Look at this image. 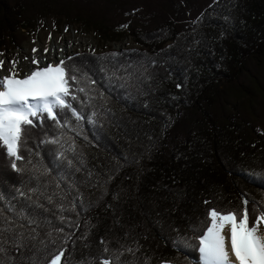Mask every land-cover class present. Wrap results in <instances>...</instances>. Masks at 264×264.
I'll return each mask as SVG.
<instances>
[{
    "label": "trees",
    "instance_id": "obj_1",
    "mask_svg": "<svg viewBox=\"0 0 264 264\" xmlns=\"http://www.w3.org/2000/svg\"><path fill=\"white\" fill-rule=\"evenodd\" d=\"M125 1L0 0V50L48 18L139 46L67 57L85 118L37 124L20 171L0 147V219L23 237L9 253L21 264L59 251L61 264H196L210 209L264 204V0L153 26Z\"/></svg>",
    "mask_w": 264,
    "mask_h": 264
},
{
    "label": "snow or ice",
    "instance_id": "obj_2",
    "mask_svg": "<svg viewBox=\"0 0 264 264\" xmlns=\"http://www.w3.org/2000/svg\"><path fill=\"white\" fill-rule=\"evenodd\" d=\"M32 51L35 53L38 50ZM9 63L8 75L0 72V147L12 158L11 167L20 171L15 161L24 159L22 153L28 151V137L37 124L42 126L45 120H50L57 127H63L68 123L64 119L68 113L77 120L85 118L74 107L80 99L77 92H84L85 89L73 90L74 85L79 83L77 69L65 60L41 67V61L33 57L31 64L36 67L22 77L16 70L18 62L13 60ZM3 65L0 60V68ZM45 142L60 143L58 138ZM252 203L256 204L255 201ZM243 204L242 210L213 208L208 211L205 227L197 237L199 256L196 264H264V231H261L264 228V204L260 205V211L257 207L249 210L248 199ZM5 223L7 227L3 226ZM22 239L10 222L0 219V264H21L9 253L11 249L19 252L25 247ZM49 255L52 258L48 260L46 257L45 264H61L64 252ZM103 264H109V261L104 260Z\"/></svg>",
    "mask_w": 264,
    "mask_h": 264
},
{
    "label": "rangeland",
    "instance_id": "obj_3",
    "mask_svg": "<svg viewBox=\"0 0 264 264\" xmlns=\"http://www.w3.org/2000/svg\"><path fill=\"white\" fill-rule=\"evenodd\" d=\"M124 1V0H123ZM212 0H126L125 9L130 10L132 16L137 15L145 18L146 23L153 26L155 22L162 20L163 16H170L179 23H186L194 19ZM67 29V30H66ZM24 40L17 48L9 50H0V60L6 63L8 55L17 58V54L24 47L29 50L35 49L38 45L52 46L54 44H62L66 40H85L80 50L70 54L79 52H104L107 50L123 51L128 48H139L133 42L128 32L120 41H109L102 34L83 29L79 25L68 27L63 19L48 18L45 21L37 23L36 27L31 30H24ZM66 56L63 60H65ZM21 76L25 73V68L17 69ZM263 110V108H261ZM264 231V228L261 229Z\"/></svg>",
    "mask_w": 264,
    "mask_h": 264
},
{
    "label": "bare ground",
    "instance_id": "obj_4",
    "mask_svg": "<svg viewBox=\"0 0 264 264\" xmlns=\"http://www.w3.org/2000/svg\"><path fill=\"white\" fill-rule=\"evenodd\" d=\"M83 44H85V40H66L62 44H54L52 46H46L42 44L43 46L38 45L35 48L38 50L35 53L32 50L24 47L19 51L16 59H14L11 55L6 57L7 61L6 63L4 62L3 68H0V72H2L4 75H8V69L10 67L9 62L13 60L18 62L16 65L17 69H26L25 73L36 67V65L31 64L33 57L41 61V67L46 66L47 63H58L59 60H63L66 56L74 53L77 50H80ZM43 49H48V51L44 52ZM25 57L28 59H25Z\"/></svg>",
    "mask_w": 264,
    "mask_h": 264
}]
</instances>
